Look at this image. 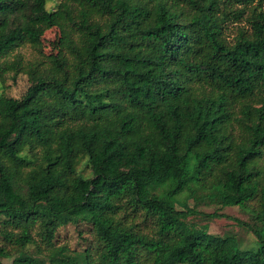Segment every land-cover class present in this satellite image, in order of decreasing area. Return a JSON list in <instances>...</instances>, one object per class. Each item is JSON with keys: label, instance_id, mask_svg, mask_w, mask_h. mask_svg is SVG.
<instances>
[{"label": "trees", "instance_id": "16d2710c", "mask_svg": "<svg viewBox=\"0 0 264 264\" xmlns=\"http://www.w3.org/2000/svg\"><path fill=\"white\" fill-rule=\"evenodd\" d=\"M25 45L45 61L11 58ZM21 74L0 96V264H264V0H0V83ZM185 193L251 211L258 248L187 222ZM81 223L96 256L55 247Z\"/></svg>", "mask_w": 264, "mask_h": 264}, {"label": "rangeland", "instance_id": "374dc122", "mask_svg": "<svg viewBox=\"0 0 264 264\" xmlns=\"http://www.w3.org/2000/svg\"><path fill=\"white\" fill-rule=\"evenodd\" d=\"M57 0H48V8L54 9ZM249 11L238 22H230L226 27L225 35L229 42H234L238 36L239 29L250 31L251 25L247 20ZM60 37L58 29L48 31L44 38V51L45 54H56V45ZM22 56L25 62L29 61H45L44 57L40 55L39 51L30 45L22 46L17 49L12 55ZM30 82L27 75L21 74L16 80L11 76L8 77L6 85L0 83V96L2 94L12 98H21L28 90ZM79 171L84 176L90 175V170L85 166L83 161L79 167ZM189 193H185L179 197L180 203L177 204L178 210L191 209L197 212L195 215L189 217L187 222L198 227H207L210 234L218 235L221 237L232 236L234 237L242 250H256L258 242L255 236L244 227L237 224L236 220H241L246 223H253V214L251 211L240 209L239 207L223 208L217 202L210 200L208 197L203 196V199L195 200L188 197ZM217 215L218 218H210V216ZM126 217L133 221L138 229L147 234L155 232L154 220L147 218L143 214H133L130 211L126 212ZM2 226L0 223V232ZM68 247L71 251L84 252L90 250L96 256L97 244L94 237L93 229L88 224H71L58 231L55 240V247ZM5 247L10 253L13 252V246L6 243L0 233V248ZM30 251L35 253V248H30ZM6 264L10 260L2 259Z\"/></svg>", "mask_w": 264, "mask_h": 264}]
</instances>
